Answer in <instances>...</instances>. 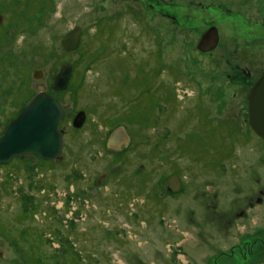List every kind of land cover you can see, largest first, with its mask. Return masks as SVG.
Returning a JSON list of instances; mask_svg holds the SVG:
<instances>
[{"label": "rangeland", "instance_id": "374dc122", "mask_svg": "<svg viewBox=\"0 0 264 264\" xmlns=\"http://www.w3.org/2000/svg\"><path fill=\"white\" fill-rule=\"evenodd\" d=\"M0 13V55L14 50L8 91L21 85L15 71L26 80L23 96H0V130L33 82L49 91L63 63L73 82L55 94L69 116L65 160L0 167V264H238L242 248L264 264V140L246 98L264 68V0H0ZM75 26L79 45L66 52ZM210 27L218 43L198 50ZM130 98L146 119L131 121ZM123 123L134 142L120 168L104 143ZM173 173L181 187L167 192Z\"/></svg>", "mask_w": 264, "mask_h": 264}, {"label": "water", "instance_id": "95a60500", "mask_svg": "<svg viewBox=\"0 0 264 264\" xmlns=\"http://www.w3.org/2000/svg\"><path fill=\"white\" fill-rule=\"evenodd\" d=\"M81 28L75 26L61 39L64 50L73 51L79 45ZM218 43L214 27H210L200 37L197 47L202 51H210ZM72 66L64 63L54 75L51 89L64 90L68 86ZM36 72V77H40ZM247 122L252 131L264 139V72L254 81L247 93ZM78 113L74 125H80ZM63 109L59 102L49 93L40 91L33 95L23 106L20 113L11 119L4 133L0 136V164L8 163L11 158L24 154H38L44 159L57 157L62 148V133L57 130ZM128 142V135L122 127L113 129L106 141L108 149L116 150ZM171 192L180 188L176 174L165 181Z\"/></svg>", "mask_w": 264, "mask_h": 264}, {"label": "flooded vegetation", "instance_id": "af4514ba", "mask_svg": "<svg viewBox=\"0 0 264 264\" xmlns=\"http://www.w3.org/2000/svg\"><path fill=\"white\" fill-rule=\"evenodd\" d=\"M2 21H3V15L0 13V25H2L1 23H2ZM81 31H82V29H81ZM2 36V35H1ZM218 40H219V38H218ZM62 47V46H61ZM196 48L198 49V50H200L198 47H197V45H196ZM28 54L27 55H31V56H33V57H35V53H33V51L31 50V48L29 47L28 49ZM64 50V49H63ZM214 50V49H213ZM11 51V53L10 54H8L9 55V57L8 58H10V55L11 56H13L14 55V53H13V51L14 50H10ZM64 51H66V52H68L67 50H64ZM23 53V55L22 56H20L21 54ZM31 53V54H30ZM8 55H6V57H1V55H0V79H1V82H0V96H11L12 97V99H16L17 97H21V96H23V94L25 93V91H26V86H22V84H25L26 83V80L24 79V72L22 71V70H20V71H15L16 73L18 72L19 73V75H20V77L22 78L21 80H19V83L21 84L20 86H12V87H16L15 89V91H8V86H10L9 84H8V82H9V79L8 78H6V74H7V71L5 70L4 71V67H3V63L4 62H6L7 60H8V58H7V56ZM17 56H19L20 58H21V60L20 61H22V59L23 58H25L26 57V55H25V53L22 51V50H20V52L18 53V55ZM14 57V56H13ZM36 57H38L39 58V56L38 55H36ZM2 58V59H1ZM19 61V62H20ZM21 63V65H18V64H16L15 66H16V68H20V66H22L23 67V63L22 62H20ZM64 64V63H63ZM70 64V63H69ZM30 65H34V61H32L31 63H30ZM62 65V64H61ZM60 68V67H59ZM24 70V69H23ZM40 72L39 73V75H40V77H36V72ZM72 71V70H71ZM264 72V68H262V70L260 71V73L258 74V77L262 74ZM6 75V76H5ZM32 78L33 79H40L42 76H43V71L41 70V69H33V71H32ZM5 76V77H4ZM71 76V75H70ZM257 77V78H258ZM70 79V78H69ZM53 81V80H52ZM70 81V80H69ZM68 84H69V82H68ZM51 85H52V83L50 84V86H49V91H46V90H35L36 88L35 87H37L36 86V83H32V90H31V93L30 94H28L26 97H24L23 99H22V101H20V102H18V103H16L17 102V100H15L14 101V104L16 103V107H15V112L11 115V116H8V117H6V119H4V121H3V124H2V127H1V130H0V136L4 133V131H5V129H6V127H7V124H8V122L11 120V119H13L14 117H16L19 113H20V111L22 110V108H23V106L25 105V103L33 96V95H35L36 93H38V92H40V91H45L46 93H49V94H51L58 102H59V104L61 105V107H62V109H63V115L59 118V120H58V123H57V130L59 131V132H61L62 133V148H61V151H60V153H59V155L57 156V157H54V158H51V159H44V158H42L41 156H39L38 154H34V153H28V154H24V155H22V156H19V157H13V158H11V160L10 161H12L13 159H18V160H23V159H26V158H28V157H30V156H34L36 159H38L39 161H43V162H52V163H60V162H62V161H64L65 160V150L68 148L67 147V145H66V137H67V135H68V132L66 131V129H65V127H63V123L64 122H67V118L69 117L68 116V112H67V109H66V107H64L62 104H61V102H60V100L58 99V96H56L55 94L57 93V92H60V91H62V90H60V91H53L52 89H51ZM252 86V85H251ZM35 90V91H34ZM128 102H127V107H129L128 109V115L129 116H131L132 117V119L133 120H131V121H133V122H137V120L136 119H138V117L139 116H142V118H145L146 119V115H147V113H148V116L150 115L149 113V110H148V108H145V109H141V110H138V109H136L135 108V103H134V100H133V98L131 99L130 98V100H127ZM131 102V103H130ZM146 112V114H145V112ZM148 111V112H147ZM80 114V113H82L80 116H79V121L81 120V124L80 125H74V120H75V118H76V116H77V114ZM86 119H87V116H86V112L83 110V109H79V110H77L75 113H74V115H73V117H72V119H71V121L68 123V124H70L72 127H74V129H80V128H82V125H84V123H85V121H86ZM130 121V122H131ZM145 123H148L147 122V120H146V122H144V125H145ZM124 124V123H123ZM121 124V125H118L117 127H122L123 129H124V131H125V133L128 135V142L126 143V144H122L121 146H120V148H118V149H116V150H114V151H112L111 149H108L107 148V145H106V141H107V138H108V136H109V134H110V132L113 130V129H115V128H113L110 132H109V134H108V136H107V138H106V140H105V143H104V147L106 148V150H108V151H112V152H114V154L115 155H117V158H116V161H117V164H119L118 166H120V168H122V166H124V164H125V162H126V159H127V155H123V152L122 151H127L128 150V147L131 145V143L133 144V142H134V140H133V134H132V132L129 130V128H128V125L127 124ZM141 124V123H140ZM69 125V126H70ZM146 126V125H145ZM116 127V128H117ZM252 130V129H251ZM258 136V135H257ZM259 137V136H258ZM261 138V137H260ZM261 139H263V138H261ZM264 140V139H263ZM9 161V162H10ZM8 162V163H9ZM8 163H5V164H0V167H2V166H5L6 164H8ZM123 164V165H122ZM146 166V165H145ZM144 164H142L141 165V169H144ZM145 169H147V167H145ZM144 172L142 173V176H144L145 174H146V170H143ZM107 174H108V172H102L100 175H99V177L96 179V181H95V184L96 185H99V183L101 182V180H104L105 178H106V176H107ZM173 174H176V173H173ZM172 175V174H171ZM171 175H169V176H171ZM177 175V174H176ZM168 176V177H169ZM145 177V176H144ZM167 177V178H168ZM177 177H178V179H179V182H180V187H181V181H182V179L180 178V176H178L177 175ZM121 183H122V185L124 186V187H127V188H132L134 185H133V181H132V177L129 175V174H127L126 172L124 173V174H122V176H121ZM167 180V179H166ZM165 180V181H166ZM141 180L140 179H138V182H140ZM139 184H142V182H140ZM163 188H164V190L165 191H167V192H171V191H169V189L165 186V182L163 183ZM180 189V188H179ZM128 190V189H127ZM124 193V192H123ZM257 230H260L259 228H257ZM256 233H260V232H256ZM261 233H264V231H263V228H262V230H261ZM241 240H242V244H245V246L246 247H248V244L246 243V238L243 236V238H241ZM72 247L73 246H70L69 247V249L71 250L72 249ZM235 249H237L238 250V244H236V245H234V246H232L231 248H230V250L229 251H231V253H233L234 252V250ZM250 250H253V248L251 247L250 248ZM72 252V251H71ZM250 251H247V249L246 248H242L241 249V253H243V258L242 259H240L239 261H238V264H252V262H251V259L250 258H248V253H249ZM219 253L221 254V251H219ZM223 254V253H222ZM21 255V254H20ZM66 255V254H65ZM74 255V256H73ZM67 256H70V258H77L76 257V253H68L67 254ZM20 258H22V257H20ZM36 259V260H35ZM35 259H33V261H38V262H40L41 263V259L40 258H38V256L35 258ZM217 261H218V258H215ZM244 259V260H243ZM21 261H23V258L21 259ZM248 261H250V262H248ZM23 264H26V262H23ZM34 264H37V263H34ZM78 264V263H77Z\"/></svg>", "mask_w": 264, "mask_h": 264}, {"label": "trees", "instance_id": "16d2710c", "mask_svg": "<svg viewBox=\"0 0 264 264\" xmlns=\"http://www.w3.org/2000/svg\"><path fill=\"white\" fill-rule=\"evenodd\" d=\"M70 83H71V84H70ZM69 85H73V82L70 81V82H69ZM60 92H61V91H60ZM57 93H58V92H57ZM140 117H141V119H142V116H139V117H138V120L140 119Z\"/></svg>", "mask_w": 264, "mask_h": 264}]
</instances>
